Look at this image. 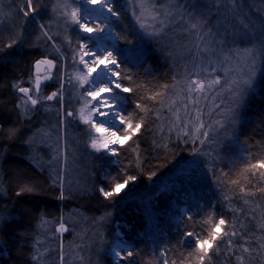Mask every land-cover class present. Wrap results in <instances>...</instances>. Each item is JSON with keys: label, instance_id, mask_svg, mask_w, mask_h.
<instances>
[{"label": "trees", "instance_id": "16d2710c", "mask_svg": "<svg viewBox=\"0 0 264 264\" xmlns=\"http://www.w3.org/2000/svg\"><path fill=\"white\" fill-rule=\"evenodd\" d=\"M45 2L40 0L35 19L25 20L22 13L17 14L19 4L12 0L11 19L0 26V45L17 40L13 47L0 51V264H61V255L63 264H113L100 247L110 241V248L114 240L124 243L122 255L133 252V256L118 260L119 264H163L165 259L179 264L194 247V239L183 234L191 231L205 237L219 218L228 223L235 219L243 238H235L231 251L224 244L219 253L210 251V264H238L237 256H243L244 264H264V249L260 248L264 196L257 194L245 205L239 189L227 182L235 179L246 163L264 156V60L251 87L245 89L243 102L233 107L227 124L210 133L204 144L169 131L170 111L165 107L160 119L151 115L128 142L122 136L124 125H119L118 156L87 154L80 145L82 171L72 177L73 185H68L60 163L51 164L47 152L35 143L36 133L50 121L44 99L35 107L29 105L25 114L17 107L22 94L13 87L31 88L36 61L52 59L38 31ZM237 2L242 5L239 16L259 30L264 15L248 11L247 18L243 7L248 0ZM258 2L257 11L264 13V3ZM114 3L122 9L121 21L115 25L121 33L115 56L133 81L143 85L136 93L119 94L127 96L121 115L137 113L138 118L144 114L135 109V102L141 95H150L148 90L173 84L181 63L173 59L174 52L161 46L163 36L141 41L135 51L137 38L127 12L119 0ZM137 51L139 56H133ZM122 83L128 86L130 82ZM52 87L53 82L42 87L41 97L54 90ZM146 103L150 108L154 105ZM125 174L136 176V180L106 200L99 188L111 190V177ZM57 176L62 177V185L53 183ZM23 185L34 191L17 195ZM226 194L229 201L224 199ZM257 204L260 208L253 213L250 209ZM60 222L67 231L56 232ZM90 243L93 245L86 253ZM241 246L248 247L249 253H243ZM34 255L37 260L32 259Z\"/></svg>", "mask_w": 264, "mask_h": 264}, {"label": "snow or ice", "instance_id": "6c2138e0", "mask_svg": "<svg viewBox=\"0 0 264 264\" xmlns=\"http://www.w3.org/2000/svg\"><path fill=\"white\" fill-rule=\"evenodd\" d=\"M77 2L78 0H57L52 9L58 17L63 19L65 32H67L69 26H73L79 30V33L86 34L83 37L78 34L75 45L72 44L71 39L65 36L72 49V61L77 64L75 74L68 75L65 80H62L60 87L56 91H53L50 95L41 97L42 81L57 79V73L60 71L56 59L44 58L37 60L35 63L37 74L32 88L22 87L17 84H14L13 87L17 88L22 94L20 98L21 103L17 107L27 114L30 111L29 105L35 107L40 103L41 99L47 101L59 100L61 110L63 111L65 85L71 84L73 87H76V82H78V87L84 89L81 98L90 97V99H84L83 107L78 112L79 119L85 125L90 126L91 131L98 134V136L91 137L90 143V147L96 152H104L112 156L119 155L117 149L112 146L119 144L121 137L117 135V131L104 127V123L114 124L118 118L119 123L124 125L122 130L123 140L128 142L133 139L136 133L141 131L151 115L155 114L157 119H160L162 109L165 107L168 108L174 117L170 121L171 127L169 131L175 130L178 136H187L194 141L199 140L201 144H204L209 137L207 129H211L212 125L205 126L203 121L200 120L199 110H197L195 117L190 118L187 122L182 120L181 109L175 107L177 101L181 100L184 102L183 111L185 116H188L190 112L189 104L199 105L201 98L206 99L209 92L213 91L218 85H221L220 77L214 74L217 72L219 65L231 59L230 55L225 54L227 44L230 41L236 43L237 38H239L241 41L246 40L251 46L235 49V53L240 55L248 69V72L245 73L247 78L241 81H233L232 83L235 87L229 89L232 104L238 107L243 102L245 92V88L241 87V83L248 88L251 87L257 61L264 59V25L257 30L255 25L245 23L244 19L239 16L238 9L242 5L237 0H214L218 19L215 28L209 26L210 20L207 18L205 12L197 11L195 16L193 13L187 14V27L184 31L194 38L191 47L188 48V55L191 57V68L186 67L185 75L180 80H176L174 77L175 82L173 84L162 85L161 90H148L151 92L150 95H141L138 101L135 102V109L144 115H139L138 118L137 113H129L127 116H123L121 115L123 111L122 106L127 100V96H120L119 93L133 94L140 91L143 85L136 84L133 81L132 76L121 68V64L113 54L115 41L121 39V33L116 31L115 25L116 22L121 21L122 9L116 6L114 0H85L87 4L92 5L91 9H81L80 7L73 6ZM262 3H264V0H262ZM127 6L131 9V15L139 28L152 36L161 33L166 26V22L171 23L177 17L180 20L185 19V15L182 12L183 6L175 3L174 0H169L167 4H164L161 0H127ZM196 7L195 5L193 6L194 10ZM203 7L208 12L212 10V4H206ZM39 11L40 0H21L17 14L22 13L25 20L30 17L35 19ZM94 11L99 13V23H92L90 25L89 17ZM221 16H223V19H220ZM148 21L152 23H147ZM157 23L159 26H154ZM237 24L241 27L238 28ZM230 25L231 28L229 27ZM39 28L42 31L43 37H47L49 40L53 39L50 33L45 30V24L40 23ZM150 28L152 29L151 31H149ZM105 32L108 34V38L112 40V44L107 48L98 46L97 50L93 51L87 41L92 39L94 34ZM125 41L129 44L132 43V41L126 38ZM16 43V39H11L9 43L0 45V51L4 48H11ZM52 47L57 53H61L59 46L53 44ZM61 55L63 56L62 53ZM214 57L216 59H213ZM219 57H222V59ZM63 58L67 59L66 56H63ZM79 65L83 67L80 68ZM209 65H212L210 70ZM53 69H56L55 73ZM41 73L43 74L41 75ZM125 80L130 82L128 86H124L122 83ZM33 91L36 93L35 97L32 94ZM146 101L154 102L153 107L150 108ZM113 103H115V108L112 107ZM156 104L159 105L158 108L155 107ZM105 108L108 111L102 110ZM110 114L112 119L108 120ZM232 114L233 110L229 108L227 116H231ZM64 115L75 118L77 113L73 110H68ZM94 115L96 117H104L105 120L96 121L93 119ZM215 123L223 126L219 120L215 121ZM189 124L192 125L191 129H189ZM134 180H136V176L130 174L111 177V190L100 187L99 192L106 200H109ZM253 180H256L257 184H253ZM57 182H60L62 185V177L57 176L53 179L54 184ZM227 182L234 188L239 189V198L243 200L245 205H249L257 197V194L264 196V186H261L264 185V156H260L255 162L249 161L246 163L236 173V178L230 179ZM249 186L255 188V191L250 190ZM33 191V187L23 185L17 195ZM61 198H63V193ZM224 199L229 201L230 197L226 194ZM259 208L260 205L257 204L250 210L254 213ZM232 210L234 212L237 211L235 208H232ZM261 219L264 221V212H261ZM210 220L211 217L209 218ZM236 225L237 221L235 219L231 223H228L226 219L219 218L205 237H201L195 232H185L183 234L185 238L192 237L194 239V247L187 256L180 260L179 264H210V251L219 253L221 244L225 245L227 251H231L236 243L235 238L241 236L240 230ZM243 227L244 225L241 223L240 228ZM260 228L264 230V222L260 224ZM65 231H67L65 223L60 222L56 227V232L63 233ZM241 238L243 237L241 236ZM245 242L247 243V241ZM119 247L121 245H116V248ZM241 247L243 253H249L248 247ZM116 248L113 251L115 257L119 260L133 256V252L130 250L122 255L121 251L116 250ZM260 248L264 249V237L261 238ZM162 255H164L163 251ZM32 259L37 260L38 257L34 255ZM236 259L238 264H244L243 256H237ZM61 264H63V255H61ZM163 264H169V261L165 259ZM171 264H177V261L173 260Z\"/></svg>", "mask_w": 264, "mask_h": 264}, {"label": "rangeland", "instance_id": "374dc122", "mask_svg": "<svg viewBox=\"0 0 264 264\" xmlns=\"http://www.w3.org/2000/svg\"><path fill=\"white\" fill-rule=\"evenodd\" d=\"M12 0H0V26L3 25L9 18L11 19L12 16ZM17 4H21V0H14ZM124 7V10L127 12L129 17L130 23L132 25V29L134 30V36L137 38V41H134V49L139 47L141 41H145L147 39H158L163 36V41L161 42V46L164 48H168L172 53L174 52L173 59L177 60L178 63H181V68L177 72L176 80H180L185 75V70L187 68H191V57L188 55V48L191 47L193 37L189 36L184 29L187 27L188 21V13H193L195 16L197 11H202L206 13L207 18L210 20V27L215 28L218 23V19L216 16V7L214 0H174L175 3L180 4L183 6L182 12L185 15L184 20H180L179 17L176 20L172 21L171 23L166 22V26L161 33L156 36L148 35L144 30L140 29L139 26L135 23L134 18L131 15V9L127 6V0H119ZM164 4H167L169 0H161ZM57 3V0H46L44 7H43V24L46 25V29L53 39L49 40L47 37H42V42L45 44L48 53L51 55L52 59H56L58 61V65L60 68L59 73H57V79H50L46 81H42L41 83V90L42 87L46 86L47 84H51L53 82V89L51 92L50 90L47 92L50 95L53 91H56L60 87V83L62 80H65L68 75H74L77 69V64L72 61V49L68 44V41L65 39L67 36L71 39L72 44L75 45L77 41L78 34L79 36L83 37L86 34L79 33L78 29H75L73 26H69L67 32L64 30L63 26V19L58 17L56 13L52 11L53 6ZM248 3L243 8L245 9V13L249 11L250 14H257L259 16L264 15L263 12H258L259 9V2L258 0H248ZM206 4H212L211 12H208L203 6ZM197 6L194 10L193 6ZM75 7H80L81 9L88 8L91 9L92 5L87 4L85 0H78L77 3L73 4ZM91 6V7H90ZM247 18L248 14L246 13ZM254 16V15H252ZM251 16V19H253ZM99 13L97 11L92 12L91 16L89 17L90 25L92 23H99ZM198 18V17H197ZM223 19V16L220 17ZM231 19V17H229ZM243 19H246L243 16ZM249 20V19H248ZM250 22V20H249ZM147 23H152L148 21ZM154 26H159L158 23ZM231 28V25L229 26ZM237 27L238 24H237ZM152 29L150 28L149 31ZM39 32H42L41 29H38ZM42 34V33H41ZM175 34V35H174ZM177 39V40H176ZM39 40V39H38ZM89 47L93 49V51L97 50L98 46H102L107 48L110 44H112V40L108 38V34L100 33L94 34L93 38L87 41ZM53 44H56L61 48V53L63 56L67 57V61L63 58L61 53H57L55 49L52 47ZM251 45L246 41H241L237 38L236 43H232L231 41L227 44L225 48V54L230 55L231 59L224 61L221 65L217 67V72L214 75H218L221 79V85H218L213 91L208 93L207 98H201L199 105L189 104V115L185 116L183 111L184 102L181 100L177 101L175 107H179L181 109V117L182 120L187 122L190 118L195 117L197 110L200 112V120L203 121L205 126L212 125L211 129H207L209 134L213 131L221 130L225 124H227V120L230 116H227V110L232 108L234 105L232 104L231 93L229 91L230 88H234L235 85L232 83L233 81H241L245 76V73L248 72L247 67L245 66L243 60L241 59L238 53H235V49H243L244 47H250ZM117 48V41H115V49L113 50V54L115 55ZM137 49H135L136 51ZM140 51L136 53L133 52V56H137ZM139 56V55H138ZM222 59V57H219ZM213 59H216L214 57ZM260 59L257 61V67L255 70V75L252 77V81L256 78V75L259 71L260 64L262 63ZM82 68V65H79ZM209 70L211 69L212 65H209ZM53 72H56V69H53ZM35 82V76L32 82V87ZM77 86L73 87L71 84H66L64 89V107L63 111L61 110V105L59 100L53 101H45L47 105L46 108L50 113V121L47 123V126L36 133L35 143L43 148L47 155L50 157V163H60L61 169L66 174V180H68V185H73L74 177L80 175L81 167L79 166V161H81L80 155V148L79 146L83 144L82 149L87 154H103L106 156H111L110 154H105L104 152H96L94 149L90 147L91 137L98 136L97 133L91 131L90 126L85 125L79 119V109L83 107L84 99H90V97L83 96L84 89L78 87V82H76ZM31 87V88H32ZM241 87L247 89L248 87L241 83ZM223 89V90H222ZM40 90V91H41ZM118 92V90H117ZM33 96L35 97L36 93L33 91ZM120 94V93H119ZM94 103V102H93ZM219 106V107H216ZM112 107L115 108V103L112 104ZM68 110H73L77 113L75 118L66 117L64 113ZM235 111V109H234ZM169 117L171 120L174 119L171 112L169 113ZM63 117V122H62ZM95 120V118H93ZM109 120V119H108ZM221 121L223 126L217 125L215 121ZM119 119L115 120L114 124H105L104 127L110 128L112 131H117L119 127ZM171 127V124H170ZM192 125L189 124V129H191ZM73 131H77L78 135H74ZM174 132H177L173 130ZM81 141H80V139ZM121 143V140H120ZM119 143V144H120ZM119 144L113 145L112 147H116ZM65 166L67 169H65ZM73 177V178H72ZM71 187V186H69ZM183 212V211H182ZM117 236H119L116 233ZM110 241H107L102 247H100L104 257L111 259L113 264H119L118 258L115 257L113 249L116 248V245H121V247L116 248V250L122 251L125 248V245L122 241L114 240L110 248L108 247ZM92 243L87 246L86 253L92 247Z\"/></svg>", "mask_w": 264, "mask_h": 264}, {"label": "bare ground", "instance_id": "6f19581e", "mask_svg": "<svg viewBox=\"0 0 264 264\" xmlns=\"http://www.w3.org/2000/svg\"><path fill=\"white\" fill-rule=\"evenodd\" d=\"M91 7V6H90ZM95 103V102H94ZM103 111H108V109H102ZM93 118H95V120L96 121H104L105 120V118L104 117H96L95 115L93 116ZM108 119L109 120H111L112 119V116H111V114L109 115V117H108ZM107 125V123H104V125Z\"/></svg>", "mask_w": 264, "mask_h": 264}, {"label": "water", "instance_id": "95a60500", "mask_svg": "<svg viewBox=\"0 0 264 264\" xmlns=\"http://www.w3.org/2000/svg\"><path fill=\"white\" fill-rule=\"evenodd\" d=\"M33 73H34V76H36V68H35V64H34V66H33ZM43 73H41V75H42Z\"/></svg>", "mask_w": 264, "mask_h": 264}]
</instances>
